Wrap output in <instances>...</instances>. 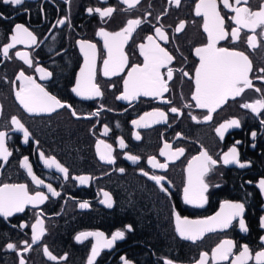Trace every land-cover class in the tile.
Masks as SVG:
<instances>
[{
    "label": "flooded vegetation",
    "instance_id": "obj_1",
    "mask_svg": "<svg viewBox=\"0 0 264 264\" xmlns=\"http://www.w3.org/2000/svg\"><path fill=\"white\" fill-rule=\"evenodd\" d=\"M198 2L199 0H181L180 6L176 7L169 4L168 0H142L140 5L130 11H124L127 5L120 4L119 0H107L106 3L104 0H71L70 5L65 4L64 0H24L22 5L16 7L0 3V13L3 14V18H0V47L10 42V35L18 23L28 27L38 41L32 47L18 44L10 51L12 58L9 60H4L0 55V106L3 107L0 130L9 131L11 138L7 140V146L13 153L8 163L0 167V183H25L29 186L30 194L43 191L49 197L35 209L29 206L25 212L17 213L8 220L0 218V264H18L16 253L7 250L6 245L14 243L22 249L23 241L30 242V225L35 223L36 213L40 212L43 213L41 218L44 220L46 234L26 254L28 264H54L43 256L44 245L57 257L67 254L68 259L62 264H87L95 238L89 237L83 243L75 240L76 235L86 231L102 232L105 239H110L116 231L125 233L124 239L117 240L111 248L101 249L95 264H123L121 257L127 258L130 264H162V257L172 259L175 264H192L193 258H198L200 252L210 253L225 238L233 239L238 248L247 244L253 252L258 250L260 237L264 236V229L259 227V220L264 217V194L256 186L260 179H264V125L260 124L264 112L258 117L250 110L241 108L240 102L244 99L251 102L259 94L247 90L242 97L229 100L213 114L210 123L197 124L188 115L191 111L193 115L202 118L205 110L183 108L184 103L194 104L190 97L194 85L176 70L183 68L194 75V65L198 63L194 48L206 43L202 17L195 16V4ZM109 6L116 8V11L104 21L98 14L90 15L87 11L89 7L95 9ZM250 6L258 8L259 0H250ZM224 12L226 10L222 9V14ZM132 18L145 22L125 46L130 64L142 62L138 45L146 42V36H155V27L163 26L169 37L168 44L158 42L175 57L169 65L174 69L171 90L164 96V99L171 101L170 104L150 97H139L131 103L117 100L116 96L123 91L122 76L106 78L102 75L100 57L104 55L103 40L96 33L101 28L110 32L118 31ZM59 19H67L70 23L57 25ZM180 21H185L186 26L182 32L176 33L175 28ZM246 34L248 33H241L237 44L222 41L218 46L246 51L253 62L250 78H253L256 86L264 89V84L255 79L256 76L264 75L258 71L264 67V42L256 50H249L245 43ZM78 40L97 45L96 82L103 92L102 98L83 100L71 91L84 59ZM17 51L28 52L34 67L45 68L52 73L51 78L41 80L34 67L29 69L15 57ZM20 69L33 75L38 83L62 102L72 105L79 116H91L96 111L100 115L91 116L90 119H76L66 108L51 115H29L17 103L11 84ZM127 70L125 69V73ZM164 71L166 69H162ZM5 77L8 82H5ZM111 85L115 87H110ZM173 106L181 108L183 115L177 117L168 112ZM157 109L167 113V123H155L148 128H135L132 125V121L139 119L145 112ZM13 115L31 133L28 144L23 143L22 133L11 131L10 125L9 128L3 127ZM231 118L239 119L241 126L229 129L224 140H220L214 128ZM104 125L110 129L107 136L101 135ZM252 132L257 134L254 140ZM135 133L140 134V140L134 138ZM177 133L184 138L177 139ZM120 139L124 140L126 148H120ZM97 140L112 145L115 164H107L99 159ZM36 141H39L38 145ZM236 141L240 143L236 144ZM165 142L172 144L173 149L184 147L185 155L169 163L167 171L152 169L147 163L150 156H155L161 163L165 162V157L159 155ZM234 145L238 150L239 160L248 166L240 168L236 164L224 165L221 161L205 178L210 185L205 206L194 208L185 205L184 169L188 159L197 155L203 146L214 159L219 160L218 154L227 152ZM41 151L46 158L55 157L61 165L68 168L67 180L54 168L44 166L39 158ZM126 155H136L140 159L133 164L125 158ZM25 156L29 158L34 174L60 192L59 197H53L46 188H37L32 184L26 171L20 167V161ZM120 168L125 171L119 172ZM141 170L165 176L167 181H171V196L160 192L154 181L142 175ZM84 175L92 177L84 185L72 178ZM163 183L168 187L167 182ZM105 191L112 197L111 208L100 203ZM225 200L245 204L244 218L249 228L247 233L240 232L238 224H234L224 232L208 233L202 241L195 244L180 238L175 231L173 207L182 217L203 219L219 211L220 204ZM82 202H87L89 207L81 209L79 204ZM21 223H27L29 227L21 230ZM129 225L131 231L127 230Z\"/></svg>",
    "mask_w": 264,
    "mask_h": 264
},
{
    "label": "snow or ice",
    "instance_id": "obj_2",
    "mask_svg": "<svg viewBox=\"0 0 264 264\" xmlns=\"http://www.w3.org/2000/svg\"><path fill=\"white\" fill-rule=\"evenodd\" d=\"M106 3L107 0H104ZM142 0H119L122 5H127L124 11H130L140 5ZM3 5L20 6L24 0H0ZM65 4L70 5L71 0H64ZM169 4H174L179 7L181 0H168ZM222 5V8H221ZM222 9L226 10L222 14ZM88 13L98 14L102 21L105 18H111L116 11L114 7H96L95 9L89 7ZM150 15V13H149ZM195 16L202 17V29L206 34V43L194 48V55L198 59V63L194 65V75L190 74L183 68L177 69L182 77H186L194 85L190 97L193 103H184L183 108H196L205 110L202 118H198L189 111L188 115L193 122L210 123L213 119V114L217 113L229 100H236L242 97L247 90H252L259 94L257 98L249 102L244 99L240 102V107L248 109L256 116H261L264 112V89L254 84L253 78L250 74L253 72V62L249 55L244 50L236 48H229L226 46H218L222 41H227L230 44H237L240 42L241 33L246 32L245 43L249 50H256L261 47L264 42V0H259L258 8L250 6V0H199L195 4ZM0 18L3 14L0 13ZM231 22L228 24L227 22ZM142 21L139 18L128 19L120 30L115 32L107 31L101 28L96 35L103 40V53L100 57L102 60V75L106 78L113 76H122L123 91L116 96L117 100L128 101L131 103L139 97H150L152 99H160L162 103L170 104L171 101L164 99L166 93L170 89V82L174 78V69L169 67L175 57L158 41H163L164 44L169 43V37L163 30V26L155 27V36H146V42L138 45L139 55L143 58L141 63L129 62V56L125 52V46L133 38V34L141 26ZM70 23L67 19L57 20V25H64ZM185 21H180L175 28L176 33H180L185 29ZM55 27V25H54ZM259 37V39H258ZM37 36L33 34L23 24H15L12 34L10 35V42L0 47V55L4 60L11 59L10 51L18 44H23L26 47H32L37 44ZM80 52L83 55V66L79 70V74L75 80V86L71 88L72 93L83 100H94L102 98L103 92L100 85L96 82L97 78V59L98 51L97 45L90 41L78 40ZM15 57L23 62L29 69H33L34 62L28 52H15ZM125 69H128L125 73ZM162 69L166 71L162 72ZM35 73L39 74L41 80L51 78L52 73L40 66L34 67ZM264 74V67L258 70ZM256 80L264 84V75L255 77ZM5 82L7 78H4ZM17 82L19 86L17 87ZM15 99L24 112L29 115H51L59 109H69L71 115L76 119H90L91 116H99L100 112L96 111L91 116L81 117L72 108V105L62 102L55 95L51 94L46 88L37 82L33 75L26 74L24 69H20L15 75L14 80L11 81ZM110 87H115L111 85ZM183 99V96L181 97ZM103 110V106L101 108ZM168 112L179 117L183 115L181 108L170 107ZM3 114V107L0 106V116ZM167 113L159 109L150 112H145L139 119L132 121L135 128H148L155 123H167ZM260 124L264 125V118L260 119ZM13 132H20L23 134V143L28 144L31 133L28 128L21 122V120L13 115L10 121L3 125ZM118 126V125H117ZM241 122L237 118H231L220 123L214 128L216 135L220 140H224L225 134L229 129L240 128ZM110 129L104 125L101 135L107 136ZM256 132H252L253 140L256 138ZM8 130H0V167L6 165L9 157L13 155L12 151L7 146V140L10 139ZM136 140H140L139 133L134 134ZM177 139H183L180 134H176ZM121 149L126 148L123 139L118 141ZM239 144L240 141H236ZM39 144V141H36ZM255 147V145H253ZM96 151L101 161L107 164H115L116 159L113 156V148L111 144L103 140H97ZM184 147H177L173 149L172 144L165 142L163 148L160 149L159 155L165 157V162L161 163L155 156H150L147 163L152 169H159L167 171L169 163H173L185 155ZM220 159H214L209 154L208 150L201 146L197 155H193L187 161L184 169L186 178L183 185V203L191 205L194 208H203L208 202L207 193L209 190V183L206 177L214 168L222 161L224 165L236 164L240 168L248 165L239 160V153L236 146H232L227 152L218 154ZM39 158L48 169H55L62 173L65 180L68 179V168L61 165L55 157H45L41 151ZM127 160L136 164L139 157L136 155H126ZM20 167L26 171L27 176L31 179L33 185L37 188L41 186L46 188L53 197L61 195L50 183L38 178L33 172V167L29 163L27 156L20 161ZM124 168H120L119 172L123 173ZM141 174L146 176L149 180L154 181L155 185L159 187L160 192L166 196H171L170 187L171 181L162 175L149 174L141 170ZM78 180L81 185L87 184L92 177L90 176H75L72 177ZM167 182L168 187L165 186ZM261 194H264V179H260L256 185ZM219 187V185H216ZM103 197L100 203L105 204L106 207L113 206L112 197L108 192H103ZM49 197L43 191H36L35 194H30L29 186L25 183H0V218L8 220L9 217L17 213L25 212L26 208L31 206L37 208L43 204ZM81 209L89 207L87 202L79 204ZM245 204L243 202H233L225 200L220 204L219 211L214 215L203 219H189L182 217L173 207V216L175 220V231L181 239L197 243L202 241L208 233L224 232L232 228L234 224H238L239 231L247 233L249 231L246 225L245 218ZM43 213H36L35 223L31 224V239L23 241V248L20 249L14 243H8L6 249L16 253L18 257V264H28L25 256L31 252L33 245L39 244L42 237L46 234L44 227V220L41 218ZM16 227V225H13ZM29 227L27 223H21L19 228L23 230ZM259 227L264 229V217L259 220ZM127 230L131 231V225L127 226ZM89 237L95 238V243L91 247V254L87 257V264H95L96 257L100 254L102 248H111L117 240H122L125 237L124 231H116L111 235L110 239L104 238L102 232H81L76 235L75 240L78 243H83ZM43 256L48 261L54 264H62L68 259L67 254L57 257L54 255L47 245L42 247ZM123 264H130V261L121 257ZM162 264H175L172 259L162 257ZM264 264V236L260 237V245L255 252L247 244L237 247L233 239H221L211 252L202 251L198 258H193L192 264Z\"/></svg>",
    "mask_w": 264,
    "mask_h": 264
},
{
    "label": "trees",
    "instance_id": "obj_3",
    "mask_svg": "<svg viewBox=\"0 0 264 264\" xmlns=\"http://www.w3.org/2000/svg\"><path fill=\"white\" fill-rule=\"evenodd\" d=\"M148 240V242H149V239H147Z\"/></svg>",
    "mask_w": 264,
    "mask_h": 264
}]
</instances>
